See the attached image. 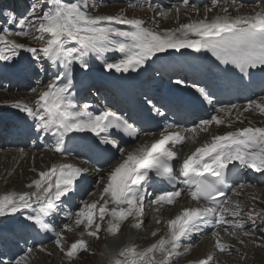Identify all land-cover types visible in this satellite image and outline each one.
<instances>
[{
	"label": "snow or ice",
	"instance_id": "6c2138e0",
	"mask_svg": "<svg viewBox=\"0 0 264 264\" xmlns=\"http://www.w3.org/2000/svg\"><path fill=\"white\" fill-rule=\"evenodd\" d=\"M144 6L153 9V21L156 15L167 17L172 12L178 19L181 9L198 18L157 31L146 26L144 19L94 15L92 10L97 8L94 0H30L19 16L10 9L0 10L7 25L0 26V61L15 62L23 51L30 54L36 76H49L46 84L40 86L42 81L37 80L38 87L31 88L35 95L31 103L17 101L13 105L26 119L31 118L28 127L32 134L46 143L51 141V149L64 156L71 155L67 145L76 134L90 133L98 141L97 148L110 145L121 157L104 175H100L103 169L95 168L104 182L99 197L82 202L75 212L64 208L65 200L74 193L78 183L87 180L89 169L71 162L53 163L38 171L25 185L27 191L0 195V217L19 214L24 217L25 228L53 233L55 245L70 261L81 252L89 251L85 236L100 239L102 232L116 236L130 221H134L131 227L142 228L146 201L154 213L155 224H163L166 230L163 234L159 227L151 231L150 235L156 239L146 247L129 243L110 251L108 264H175L192 250L191 241L205 228L214 229V249L223 253L232 246L222 242L220 229L243 244L237 232L250 236V232L243 231L245 225L255 226L258 218L264 220V211H245L238 201L227 196L228 191L239 195L238 190L245 187L227 183L233 169L264 175V127L251 126L249 122L247 127L235 128L236 122L243 123L241 116L249 110L258 109L264 114V96L259 101L249 100L243 106L222 103L207 86L194 82L190 87L203 102L214 107L216 114L183 129L179 124L167 123L159 138L127 152L119 146V140L112 138L111 130L138 138L141 128L137 123L112 108L94 112L89 110L88 103L77 102L73 91L76 65L87 72L95 58L102 61L108 72H136L143 70L159 53L171 55L169 50L181 55L183 49L210 53L220 65L231 66L225 71L236 72L241 81L248 77L251 82L259 74L264 85V7L242 13L244 5L236 4V0H212L211 7H205L203 17L199 18L201 9L190 0H182L164 11L149 0H136L129 5ZM215 8L219 11L210 16ZM11 36L30 38L38 46L19 43L10 39ZM106 53H119L120 57L109 60ZM174 83L186 85L187 79H176ZM261 91L264 92V86ZM146 103L150 112L167 120V112L161 110L163 105L157 107L150 98ZM213 125H227L233 130L211 135L181 158L176 148L189 140L195 141L200 132H209ZM165 182L168 190L157 193L156 185ZM182 195L194 202V206H181L177 214L164 220L160 215L162 210L178 204ZM62 212L71 223L62 224L61 230L56 231L51 220ZM75 229H81L80 238L65 247V232ZM32 252V247H28L15 260L4 259L0 254V264H28ZM189 264H216V260L210 253Z\"/></svg>",
	"mask_w": 264,
	"mask_h": 264
},
{
	"label": "bare ground",
	"instance_id": "6f19581e",
	"mask_svg": "<svg viewBox=\"0 0 264 264\" xmlns=\"http://www.w3.org/2000/svg\"><path fill=\"white\" fill-rule=\"evenodd\" d=\"M251 1L257 2L258 0H236V4H243L244 5V7L241 9V12L242 13H249V12H251L254 9H257L258 10L260 7H262L264 5V1L258 2L256 4H250ZM181 2H182V0H165V1H161V0H149V3L155 5L161 11H164V10L172 7V5H174V4L175 5H179ZM190 3L191 4H194L197 8H200L201 9V13H200V17L199 18H202L203 17V9L205 7H211V4H212V2L209 1L208 5L207 4L206 5H201V4L195 3L194 0H190ZM203 3H205V2H203ZM114 5H115V7L116 6H119L117 3H115ZM147 9H148V12L154 16L153 9L150 8V7H147ZM216 9L217 8L213 9V12L212 13L216 12L215 11ZM123 10H121V11H114V12L109 13V14H111V15H124L125 16L127 14V12H123ZM218 10H219V8H218ZM144 12H146V11H144ZM109 14H107V15H109ZM140 14L142 15V12ZM235 14L236 13L233 12V15H235ZM104 15H106V14H104ZM127 18L131 19V17H127ZM132 18H140V17L134 16ZM197 18L198 17L194 13H192L190 11H186L184 9H181V12L179 14L178 19H177V14L175 12H172V13L169 14V16L163 17L162 20H161V22H160V24L158 26H156V27H153V28L155 30H157V31H161V30L167 29V28H175V27H177L181 23H187V22H189L190 19H197ZM140 19L146 20L147 21V24H149V19L150 18H148V16L145 17V18L143 16H141ZM118 26L121 27V28H125L128 25H118ZM129 27L130 26H128V28ZM9 38L10 39H14L17 42L23 43L25 45L35 46L31 41L26 40L25 37L11 36ZM182 52L184 54H186L188 56H191V57H194V58L195 57H198L199 58V61L202 60V58H201V55L202 54H204L206 57H208V55H210V53H207V52L196 53L192 49H184V50H182ZM169 53H172V54L170 55L168 53H166V54L165 53H160V54H158V56L160 58H162L163 60H167V61H168V59H172L173 56H177V57L184 56V54L181 55L179 52L176 54V52L174 50H169ZM105 57L107 59H109V60L118 59L120 57V54L119 53H108L107 55H105ZM30 60H31L30 54L22 51L21 54H20V56L16 59L15 62H6L7 64H11V65H14L15 67H17L18 70L21 71L22 73L24 71H26L27 79H26V82H24V83H19V82L17 83L16 81H18V80L16 79V81H13L11 84H7V85L6 84L5 85L4 84H1L3 86L0 85V89H6V88H10V87L16 89V88H21V87L23 88V87H25L27 85V82H28V76H30L31 74H32V76H35V75H33L34 73L32 71V68L34 66L31 65ZM4 63H5L4 61H0V66L3 67L4 66ZM11 65H7V67H9L10 69H12ZM95 66H96L95 68H92L91 73L90 72H85V73H80V74L83 75V76H85V77H88L89 82H92V83H98V82H104V81H106V79H108L109 72L106 71L103 68V64L102 63L95 64ZM192 66L193 65H190L189 67H187L185 69H187V70L188 69H191ZM89 73H90L91 76H87ZM113 73H116V72L113 71ZM80 74L78 76H76V79H78V81H81V79H79ZM95 78H97V79H95ZM203 83H205V81H203ZM98 89L100 91H102V92L105 91V87L102 86V85H99L98 86ZM138 91H139V93H141L142 92V88L139 89ZM1 92L2 91H0V117L3 114L4 115H7V114L14 113V115H16L17 112L15 110H18V109H16L13 105L17 101L31 103L35 99V95L29 89L28 90L27 89H24L21 92L11 93V94H8V95L5 94V93L2 94ZM143 92H145V91H143ZM81 96L85 98L87 96V92L83 91L81 93ZM262 96H264V93L262 94ZM1 97L4 100H1ZM256 97L257 96H255L254 98L243 99V103L238 104V105L243 106L249 100H256L257 101V100L260 99L261 96L258 97V98H256ZM95 102H96V100H94L92 98L91 99V102H87V103L90 106L93 107ZM107 108H112V107H107ZM252 110H254V109H252ZM248 113H243L242 116H241V120L245 119V116L246 115L249 116ZM7 118H9V116ZM233 118H234V115H233ZM28 119H31V118H28ZM255 119H256V117L254 118V116H253L251 118V120H249L251 126L264 127V122H261V121L258 122ZM249 122H247V123H244V122L243 123L236 122L235 123V128L247 127V126H249ZM0 125H2V124L0 123ZM144 126H146V127L143 128ZM144 126L142 127L143 129H142V132H141V136H140V138H138L137 143L130 144L128 146L129 149L128 150H125L126 152L129 151V150H131V149H134L135 147H137L138 145H140L142 143H145V142L151 143L154 139L159 138V135L158 136L156 135L157 132H159V130H156V129H153V128H149L148 125H144ZM231 130H233V129L227 127V125H221V126L211 127L210 128L211 134H209L208 132H207V134H202V132H200L199 133L200 136L198 135V138L195 141L189 140L185 144V146H182L180 148H177L176 150L180 153V156L182 158L185 154H188V153H190L191 150H194L195 147H197L200 143H202L205 140L209 139L211 135H213V134H223V133H225L227 131H231ZM151 131H155V132H151ZM4 133H5V129L4 128H0V156H3V159H5V157L6 158L9 157L12 160L14 158L18 159V161L20 163L21 174L24 175V177L28 174V171H27V165H28L27 164V161L30 162V164L32 165L33 168H35L36 171H33L32 170L33 168H32L31 169L32 176L30 178H28L26 176L25 177L26 179L24 178L25 180L23 181V183H20V184L16 185V187L13 188V189H11V190H9L8 188L7 189L0 188V195H3L5 193H7V192H12V191H16V192H19V191H27L28 189L25 187V185L28 184L31 181V179L35 178L36 173L38 171L46 169L48 166H50L53 163L67 162V160L65 158H60V159H56L55 158V155L58 154V153H55L51 149V147H50L51 141H49V142L46 143L44 140H42L43 145H44L43 148L45 147V149L47 151L45 153V152L42 151V149H39V147H36V145H35L36 140L35 139L37 137L35 135H33V134H31V137H30V140L29 141L30 142L32 141L34 143H31V145L27 147V146H24V145L17 146V143H19V142H17L15 138L14 139H11L10 140V143H9L6 139L3 138V134ZM145 133H147V135H145ZM153 133H155V135H152ZM31 138H33L34 140H31ZM72 142H74V141L69 142L68 143V146H72L73 145ZM74 153H76V152H74ZM46 157H48V159ZM3 162L4 161L2 160V163ZM115 164H116V162L113 163L112 166L115 165ZM112 166H110V168ZM97 167H99L98 166V160L92 159L90 161V164L88 165L89 174L91 175L92 178H99V175L95 171V168H97ZM101 169H103V168H101ZM100 175H103V171H102V173H100ZM228 175H229V179L228 180L235 181L236 185L234 187H236L238 184H244L245 187H246V185H247L246 182H247L248 179H250V180L254 179L258 183H264V175H261V174H258L255 177H253V176H250L247 173V171L242 172V171H237V169H233ZM245 179H246V181H245ZM243 181H245V182L242 183ZM2 183H3V181L1 180V184ZM242 190H238V191L241 192ZM230 193H231V195H233V192L230 191ZM187 205H194V202H192L188 197L182 195V197L180 198L178 204H176L174 206L165 207L162 210V212L160 213V215L163 217L164 220H166L168 218H171L175 214H177L179 212L181 206H187ZM74 209L75 208H73L72 210H74ZM153 216H154V213L148 212V215L145 217V219L150 220L149 225H151V226H150V228L148 230L149 233H151V231H153L157 227H159L161 229V233L160 234H163V232L166 230L165 227H164V225L163 224L156 225L155 222H154ZM145 219H143V221ZM4 220H9L11 223H16L17 222V224H16L17 226H23V225H21V223H22V221H24V217L21 216V215H19V214H17L14 217L13 216L0 217V222H2ZM63 220H65V219L62 218L61 222ZM70 223H71V221H70ZM126 223H127L126 224V228H125L126 229V235H125L126 237H124V236L121 237V235H118V236H120L119 238H118L117 235L116 236H109L105 240V242L103 241V247H104V249H102V252L99 254L100 258H99L97 264H108V262H109V258H108L109 255H108V253L110 251H116V250H118L121 246H123L125 244L135 243L137 246L143 248V247H146V246L150 245L156 239V237H153L151 240H149V241H151L150 243H145V242H149V241L140 240V237H141L140 230L144 227L145 221L143 223L142 228H140V229H136V228L131 227V224L134 223V221H130V222H126ZM149 225H147V226H149ZM147 226H145L146 231H147ZM213 230L214 229H211V228H205L203 230L202 234L195 236L194 239L191 241V243L193 245L192 248H194V244H195L196 241L201 242V243H198L197 246H196V248L199 246L200 251L203 252L202 255L200 256V258L201 257H205L206 255H208L210 253L214 255V253H213L215 251V249H214V238H212L213 237L212 236V231ZM80 231H81V229H75L73 232H66L65 239H66L67 236L68 237L69 236H74V239H78L77 238V235H80ZM123 231H124V229H123ZM222 235H225V234L223 233ZM53 237H54V235L51 236L50 239H52ZM40 238H43V237H40ZM84 238L86 240H89L90 239V237H87V236H85ZM35 244H38V243H34V245ZM30 246H31V244H27L26 246L23 245V248L24 249L20 250V252H23V250H26ZM206 250H208V251H206ZM63 257L65 259H68L65 254L63 255ZM185 258H186V256H185ZM198 258L199 257L195 256V257H191V258L187 259L186 261H185V259H180L179 258L178 261L175 262V264H189V262H191L192 259L196 260Z\"/></svg>",
	"mask_w": 264,
	"mask_h": 264
},
{
	"label": "rangeland",
	"instance_id": "374dc122",
	"mask_svg": "<svg viewBox=\"0 0 264 264\" xmlns=\"http://www.w3.org/2000/svg\"><path fill=\"white\" fill-rule=\"evenodd\" d=\"M90 2H92V0H90ZM94 2L97 4V8L92 10V14H99L100 13V15H104V14L107 15V14L112 13L114 11H121L124 9L123 12H127V14L131 13V18H132V16H138L140 18H141V16H143L144 18L148 16V18H150V19H149V24L147 26L152 27V28L158 26L160 24L162 18H163V17H160L159 15H156L155 20L153 21V19H152L153 15L148 12L147 6L129 7L130 4L136 3V0H94ZM257 2L251 1L250 4H256ZM29 3H30V0H0V10L10 9L14 12L19 11V14H20V11H22V13L25 11V9L27 8ZM115 3H117L119 6L115 7V5H114ZM208 3H209V1H207L201 5H206V4L208 5ZM143 10L146 12H144ZM139 12L140 13L142 12V15ZM2 22H5V20H4L3 16H0V24ZM4 25H6V23H4ZM25 39L31 41L35 46H38V44L35 40H32L30 38H26V37H25ZM107 54L108 53H106L105 55H107ZM100 63H102V61L96 60L95 58H92V60H91V65L100 64ZM33 75H35V74H33ZM29 77H31V79H28L27 85L25 87H23L24 89H27V90L28 89L31 90V88L36 87V86L38 87V85L36 83L37 80L42 81V84L40 86H43V84H46L49 81L48 75L42 74L41 77L39 76L37 78V77L32 76V74H31L30 76H28V78ZM23 88L21 87V88L14 89V88L10 87V88H6V89H0V91H2L1 92L2 94L5 93L8 95L11 93L21 92L22 90H24ZM1 100H4V99L1 97ZM257 101H259V100H257ZM248 112H245V113H248L249 116L246 115L245 119L242 120L244 123L249 122V120H251V118L253 116H254V118L256 117L255 120H257L258 122H260V121L264 122V114H261L258 109L249 110ZM215 126L216 125H213L211 127H215ZM151 132H155V131H151ZM208 133L211 134V131L209 130ZM205 134H207V133H205ZM43 152L46 153L47 151H43ZM56 156L57 155H55V158H56ZM46 158L48 159V157H46ZM5 159H3V156H0V188H3V189L8 188L9 190H11V189L15 188L16 185L23 183V181L26 179L25 178L26 176L28 178H30L32 176L31 169L33 167L29 161H27L28 174L24 177V175L21 174V168H20V163H19L18 159L14 158L12 160L9 157H7V158L5 157ZM2 160L5 163L4 162L2 163ZM93 179H95V178H92V180ZM1 180L3 181L4 184L3 183L1 184ZM99 181H100V179H99ZM245 181H246V179H245ZM245 181H243L242 183H244ZM246 183H247L246 187H244L243 190L241 192H239L240 193L239 195L233 194L231 197H234L233 199H237V201L241 204V206L243 205L245 207V208L243 207L245 209V211L251 210V209H254L256 212L264 211V185H262L263 183H258L254 179H252V180L248 179ZM96 185H98V183H95L94 186H91V184L89 185V187L91 186L92 192H90L91 190L88 192H85L84 196L82 197L83 202L84 201L91 202L92 200L97 199L99 197L98 196V193H99L98 189L95 190ZM254 195H255V197H254ZM235 196H238L239 198L235 197ZM240 198H243L242 202H241ZM81 204L79 203V206ZM74 210H76V207ZM242 215H243V213H242ZM63 221H64V223H70V221L67 219H65ZM144 221H145L144 227L140 230V233H141L140 240L149 241L153 238L148 231L150 226H151V225H149L150 220L145 219ZM126 224L127 223H125V225L122 226V231H121L122 234L121 233L118 234V235H121V237H123V236L126 237L125 236L126 235V229H125ZM61 225L59 227V230L61 229ZM147 225H149V226H147ZM145 226H147V231L145 229ZM123 229H124V231H123ZM243 230L251 233L250 236H244L243 234L241 235V234L237 233V235L240 237V239H242L244 241L243 244H241L239 242V240H237L236 238L228 236L226 233H224L223 229L219 230L221 235L223 233L226 234L221 238L222 242L227 244V245H231L232 247L230 250L225 251L223 253L218 252L217 255H215L216 250L213 252L215 255L216 264L223 262V261L225 262V264H264V220L258 218L256 220L255 226H252L251 223H247ZM230 231H231V229H230ZM65 235H66V232H65ZM108 237H109V235H107L106 233H103V232L101 233L100 239H95V238L90 237V239L88 240L89 244H90L89 251L81 252L77 258H74L71 261L69 259H65L63 257L64 253L57 246H56V248H58L59 250L56 249L54 251V248H55V242L54 241L55 240L48 242L46 245H42V247L41 246H34L32 248L33 252L30 254V256L28 258V264H97L98 260L100 258L99 254L102 252V249H104L103 241L105 242V240ZM119 237L120 236H118V238ZM77 238H80V235H77ZM74 240H75L74 236H69V237L67 236L65 239V247L69 246ZM150 242L151 241L145 242V243H150ZM229 243H231V244H229ZM196 246H197V244L194 245V248H192L191 252H189L187 255H184V257L183 256L180 257V259H185V261H186L187 259H189L191 257H195V256L200 257L203 252L200 251L199 246L197 248H196ZM206 251H208V250H206ZM20 255H23V252H21L19 255H17L13 260L17 259ZM185 256H186V258H185ZM108 258H109V256H108ZM177 261H178V259L175 262H177Z\"/></svg>",
	"mask_w": 264,
	"mask_h": 264
}]
</instances>
